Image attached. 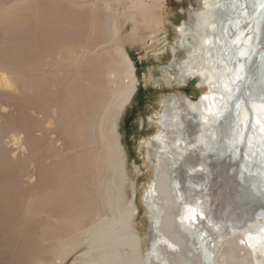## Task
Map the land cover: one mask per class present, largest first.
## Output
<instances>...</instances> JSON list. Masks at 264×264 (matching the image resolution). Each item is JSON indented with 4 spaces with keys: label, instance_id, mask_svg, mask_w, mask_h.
<instances>
[{
    "label": "bare ground",
    "instance_id": "bare-ground-1",
    "mask_svg": "<svg viewBox=\"0 0 264 264\" xmlns=\"http://www.w3.org/2000/svg\"><path fill=\"white\" fill-rule=\"evenodd\" d=\"M110 1L121 5V10L112 12ZM193 2L189 21L175 24L163 20L164 0H103L102 7L108 11L101 24L109 37L100 48L107 42L113 51L109 61L100 64L107 100L94 102L80 115L78 102L67 103L60 123L48 119L60 109L58 96L46 105L30 107L45 118L32 130L50 146L62 142V148L43 154L37 183L26 191L30 196L27 211L16 214L18 199L0 205L2 222L16 224L0 225L5 228L0 236V264H47L35 251L48 241L55 245L54 239L63 234L84 236L80 243L87 246L69 264H264V71L257 59L248 69L241 61L232 69L228 62L234 52L249 54L252 17L261 5L250 10V0H241L236 10L231 0ZM118 17L131 25L125 36L120 34ZM246 20L243 27L241 21ZM167 24L173 33L170 39ZM133 40H147L156 60L172 55L167 64L157 67L158 75L148 77L154 86L187 85L197 78L194 84L205 87L195 101L185 93L163 94L160 111L148 117L159 128L145 144L151 177L140 197L148 213L144 236L135 227V183L127 176V155L119 132V119L139 83L125 46ZM90 50L84 47V52ZM225 116L222 133L218 120ZM61 151L76 156L59 165ZM84 153L87 157L81 158ZM32 154L29 151L27 156ZM47 164L66 174L72 185L63 187L62 177L51 173ZM93 175L102 192L95 206L87 190ZM7 191L0 189V197L13 192ZM61 193L69 201L78 195L79 204L31 206L37 196ZM61 214L65 219L59 227ZM49 264L64 261L57 257Z\"/></svg>",
    "mask_w": 264,
    "mask_h": 264
},
{
    "label": "rangeland",
    "instance_id": "rangeland-1",
    "mask_svg": "<svg viewBox=\"0 0 264 264\" xmlns=\"http://www.w3.org/2000/svg\"><path fill=\"white\" fill-rule=\"evenodd\" d=\"M21 1L18 3L19 0H0V189L1 193L7 189L13 191H10V195L7 194L9 191L5 195L2 194L0 202L4 203L0 205L7 206L13 202L12 199H18V216L29 209L30 196L26 191L37 183V170L43 165V154L54 153L62 148V142L50 146L45 137L38 136L37 131L32 130L45 118H39L30 107L36 103L46 105L53 96H58L60 109L54 116L49 114L48 119L58 120L60 123L65 118L67 103L78 102L80 109H77V115L83 114L85 108L94 102L104 103L103 100H107L106 88L104 80L100 78V64L109 61L113 55L107 42L105 48H100L101 41H106L109 37L107 28L101 24L102 17L108 11L102 7L103 0ZM15 3L18 4L12 9L10 6ZM164 3V21L177 24L191 18L193 0H164ZM111 10L120 11L121 5L111 2ZM118 19L120 34L125 36L131 25L123 24L122 18ZM165 28L170 33V39L173 35L172 29L168 24ZM162 35L164 34H160V37ZM125 46L136 68L139 83L130 104L119 119V132L127 155V176L135 183V202L138 207L135 227L139 234L144 236L148 229V213L140 197L151 177L145 144L159 128L147 118L160 111L159 100L163 94L185 93L195 98L205 87L198 88L194 84L197 78L191 79L187 85L167 87L161 83L154 86L148 82V77L151 74L158 75L157 67L167 64L172 55L166 53L156 60L152 55L154 50L147 40H133ZM84 47L91 50L84 52ZM159 49L160 47L156 50ZM81 50L83 52L80 54ZM60 61L62 63H59ZM69 122H74V114L69 118ZM29 151L33 152L30 157L27 156ZM75 156V152L61 151L57 157L60 158L58 164L62 165ZM80 157L87 155L80 154ZM47 165L51 173L62 177L60 184L63 187L72 185L66 174L57 170L55 165ZM90 179L87 184L88 198L91 205L95 206L96 202H101L102 192L96 176L93 175ZM130 194V187H127L126 197ZM69 198L64 193L57 196L41 195L36 197L31 206L39 208L45 203H56L60 206L69 202L79 204L78 195L72 198L73 201H69ZM1 210L0 225L4 224L5 228L16 226L14 221L2 222ZM64 219L61 214L56 225L62 227ZM3 227H0V236L5 230ZM83 237L63 234L54 239L55 245L48 241L43 248L35 252L40 256V261L47 264L57 257L63 258L64 264H69L75 256L87 249L85 243H80ZM2 245L0 240V251L3 250Z\"/></svg>",
    "mask_w": 264,
    "mask_h": 264
},
{
    "label": "water",
    "instance_id": "water-1",
    "mask_svg": "<svg viewBox=\"0 0 264 264\" xmlns=\"http://www.w3.org/2000/svg\"><path fill=\"white\" fill-rule=\"evenodd\" d=\"M231 1L234 2L235 9L239 10L241 6V0H231ZM262 1L263 0H250V4L248 5L250 7V10H253L257 8L259 5H261V7L257 10L256 15L252 17L253 19L252 33L253 34H252V41L249 45L250 51L248 55H238L237 53L233 51L234 53H232V55H230L228 59V62L232 69H234L237 63L240 61L243 62V64L246 65V69H248L250 65L252 64V62L257 59L258 62L260 61L262 70L264 71V49L261 50L264 46V2ZM241 22H242L241 25L243 27H246V25L248 24L247 20L241 21ZM235 27H234V30L236 29ZM241 43H244V40ZM240 44L236 45L237 47H235L234 45L232 46H234V49H236L239 47ZM259 48L260 50L256 52V49H259ZM241 80L242 79L240 78L237 80V82L239 83L241 82ZM185 95L190 101H195L199 99V96H196L195 98H191L188 94H185ZM261 97H262V100H264V94H262ZM247 109L250 111L249 107H247ZM229 116L231 117L232 114ZM227 118L228 116H225L223 118L221 117L218 120V127H220L221 131H223L222 133L225 132V120H227Z\"/></svg>",
    "mask_w": 264,
    "mask_h": 264
}]
</instances>
